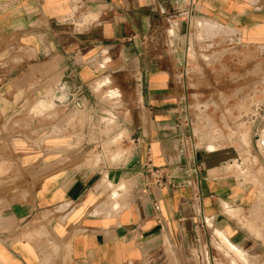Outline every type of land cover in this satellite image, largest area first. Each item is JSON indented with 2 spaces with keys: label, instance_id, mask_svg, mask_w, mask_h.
Here are the masks:
<instances>
[{
  "label": "crops",
  "instance_id": "obj_1",
  "mask_svg": "<svg viewBox=\"0 0 264 264\" xmlns=\"http://www.w3.org/2000/svg\"><path fill=\"white\" fill-rule=\"evenodd\" d=\"M196 13L264 43V7L241 0H0V172L23 177L0 187V264H220L213 249L246 264L218 233L264 264L235 217L253 205L226 175L236 151L195 149L178 125ZM82 113L114 127L87 132ZM189 161L201 171L185 186L157 185L155 171L178 179Z\"/></svg>",
  "mask_w": 264,
  "mask_h": 264
},
{
  "label": "rangeland",
  "instance_id": "obj_2",
  "mask_svg": "<svg viewBox=\"0 0 264 264\" xmlns=\"http://www.w3.org/2000/svg\"><path fill=\"white\" fill-rule=\"evenodd\" d=\"M241 1L257 9L264 7V0ZM73 16L72 14L71 17ZM95 18L96 16L87 13L82 16L81 24H88ZM187 21L189 50L179 74L183 86V115L189 121L187 138L195 149H207L208 146L211 151H236V159L232 163L239 164L241 169L229 163L233 168L226 175L233 176L241 188L248 190L253 205L237 212L235 217L244 230L250 231L259 242L264 243V147H259L256 143L257 137L264 135V43H243L236 31L209 21L199 13L192 14ZM118 95L120 96L119 91L109 93V97ZM51 108L49 106L45 110ZM35 109L44 110L37 107ZM81 118L82 128L87 132L96 128L105 134L114 127L104 119L101 121H105V124H98L88 114L82 113ZM85 158L86 165H96L95 158L101 162L110 157L103 153ZM0 175L3 177V182H0L2 190L10 189L17 182L19 185L23 181L21 173L16 169L12 173L1 171ZM112 196L117 197L115 191ZM256 216L260 218L257 219ZM220 238L225 255H234L222 244L223 239ZM167 254L170 253L164 255ZM210 256H215V263L230 264L215 249L210 251ZM234 257L247 264L239 256ZM163 258L164 256H160L157 259Z\"/></svg>",
  "mask_w": 264,
  "mask_h": 264
},
{
  "label": "built area",
  "instance_id": "obj_3",
  "mask_svg": "<svg viewBox=\"0 0 264 264\" xmlns=\"http://www.w3.org/2000/svg\"><path fill=\"white\" fill-rule=\"evenodd\" d=\"M184 114V108L180 111V113L178 114L177 120H178V125L183 129L184 134L182 135V138L184 140V142L189 145V138H187L186 135V129H188L189 127V121L188 119L183 115ZM256 143L259 147H263V140L261 139L260 136L257 137ZM200 169L199 167L194 163V161H189L187 163V165L185 166V170L183 172V177L176 179V177H172L171 175H169V173L165 172L164 169L163 170H157L155 171L154 174V179L155 182L157 183V185L159 186H168L173 190H177L182 188L183 186L186 185L187 183V179L193 177V176H197L200 174ZM150 173V175H153ZM204 257V259H203ZM202 259L208 263V258H207V253H203L202 254Z\"/></svg>",
  "mask_w": 264,
  "mask_h": 264
},
{
  "label": "bare ground",
  "instance_id": "obj_4",
  "mask_svg": "<svg viewBox=\"0 0 264 264\" xmlns=\"http://www.w3.org/2000/svg\"><path fill=\"white\" fill-rule=\"evenodd\" d=\"M60 98V97H59ZM61 99V98H60ZM37 106V108H40V109H46V108H48L49 106H51V104L49 105L48 104V102L47 103H43V102H38V104H36ZM35 107V108H36ZM261 139L263 140V142H264V135L262 134L261 135ZM263 147H264V144H263ZM262 147V148H263ZM232 164H234L236 167H238L239 169H241L240 168V166H239V164H237V163H235V162H233ZM230 211V210H229ZM232 212V211H231ZM237 212V211H236ZM233 214V213H232ZM220 235V237L222 236L220 233H218V236ZM219 237V238H220ZM223 240H222V244H224V246H226L228 249H230V251H232L233 252V254H234V256H239V259H241L242 261H244V262H248L247 260H246V255H245V253L241 250V249H239V248H237V247H235L234 245H232L224 236H222L221 237ZM220 238V239H221ZM221 241V240H220ZM221 243V242H220ZM219 247V246H218ZM253 264V263H252Z\"/></svg>",
  "mask_w": 264,
  "mask_h": 264
}]
</instances>
